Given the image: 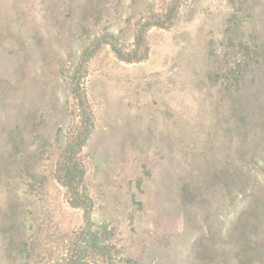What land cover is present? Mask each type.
I'll list each match as a JSON object with an SVG mask.
<instances>
[{
    "label": "rangeland",
    "instance_id": "obj_1",
    "mask_svg": "<svg viewBox=\"0 0 264 264\" xmlns=\"http://www.w3.org/2000/svg\"><path fill=\"white\" fill-rule=\"evenodd\" d=\"M173 2L0 0V264H108L58 180L82 128L73 76L94 38L128 52ZM146 41L140 61L104 44L86 65L78 158L115 264H264V0H181Z\"/></svg>",
    "mask_w": 264,
    "mask_h": 264
},
{
    "label": "trees",
    "instance_id": "obj_2",
    "mask_svg": "<svg viewBox=\"0 0 264 264\" xmlns=\"http://www.w3.org/2000/svg\"><path fill=\"white\" fill-rule=\"evenodd\" d=\"M181 0H174L170 10L166 14H154L142 24L135 35V47L125 52L119 44L118 37L107 31L101 36L94 38L91 47L86 48L80 54L77 70L73 76V92L78 100L82 128L70 139L65 146L62 160L58 167V180L64 185L69 193L70 203L74 207L83 210L84 225L79 233V240L85 243L86 251H94L108 264H115L114 243L112 234L107 226L96 227L93 219L94 200L84 186L85 166L78 158V154L86 144L93 126V118L89 106L88 96L85 89L86 65L104 44H109L117 55L127 62H135L144 59L148 55L146 33L152 26L166 27L172 23L176 16ZM245 63V62H244ZM238 62L237 74L242 76L247 64ZM105 233V236L102 235Z\"/></svg>",
    "mask_w": 264,
    "mask_h": 264
}]
</instances>
